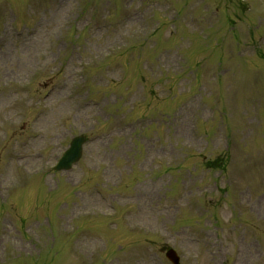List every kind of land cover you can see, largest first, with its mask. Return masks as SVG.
Wrapping results in <instances>:
<instances>
[{"label": "rangeland", "instance_id": "374dc122", "mask_svg": "<svg viewBox=\"0 0 264 264\" xmlns=\"http://www.w3.org/2000/svg\"><path fill=\"white\" fill-rule=\"evenodd\" d=\"M167 248L264 264V0H0V264Z\"/></svg>", "mask_w": 264, "mask_h": 264}, {"label": "water", "instance_id": "95a60500", "mask_svg": "<svg viewBox=\"0 0 264 264\" xmlns=\"http://www.w3.org/2000/svg\"><path fill=\"white\" fill-rule=\"evenodd\" d=\"M83 141L84 138L79 137L71 142L70 148L64 153L56 169H68L71 163L78 160L81 154V145ZM167 257L172 261L176 260L172 251L168 252Z\"/></svg>", "mask_w": 264, "mask_h": 264}]
</instances>
